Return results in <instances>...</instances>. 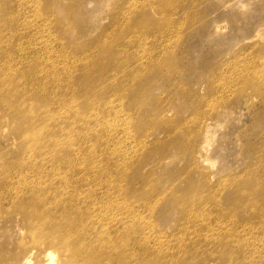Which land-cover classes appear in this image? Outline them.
Listing matches in <instances>:
<instances>
[{"label":"rangeland","instance_id":"rangeland-1","mask_svg":"<svg viewBox=\"0 0 264 264\" xmlns=\"http://www.w3.org/2000/svg\"><path fill=\"white\" fill-rule=\"evenodd\" d=\"M0 4V264H264V0Z\"/></svg>","mask_w":264,"mask_h":264},{"label":"bare ground","instance_id":"bare-ground-1","mask_svg":"<svg viewBox=\"0 0 264 264\" xmlns=\"http://www.w3.org/2000/svg\"><path fill=\"white\" fill-rule=\"evenodd\" d=\"M2 6L3 5L0 4V8H2ZM2 15L7 16V18L5 19V21L3 23L4 28H9L10 27V24L12 23V21H13L14 18H10L9 14H6L3 11H2ZM8 21H11V23L8 22ZM13 62H15V65L18 68V63L15 60ZM142 72L143 71H140L138 73L139 76H141L142 74L145 73V72H143V73ZM138 74H136V75H138ZM133 76H135V75H133ZM68 84H70V79L68 80ZM63 90H64V87H63L62 91ZM95 96H96L95 99L98 102H100L103 99H105L100 94H96ZM13 97L19 102V104H21V105L24 104V102L22 100H20L21 99V93H20L19 90L14 91ZM47 99H48V96L46 94H43L38 99V103L43 104L44 101L47 100ZM144 100H146V99H140L139 102L136 103V107L137 106H141L143 104V101ZM146 109H147V107L145 106V107L141 108L139 110V112H142V111H144ZM145 116H147V115H145ZM65 155H67V154H65ZM64 159H67V158H64ZM67 160L71 163V160H69V159H67ZM72 166H74V163L73 162H72ZM69 174L70 173L67 174V172H66V174H64V175H69ZM64 180H65L66 183H68V184L70 183L68 181V176H65L64 177ZM254 188H255V184L252 182V185L249 187V189H247V190H249V193H245L244 190H246V186H245L244 183H242L241 184V190L238 191L237 192V195L235 196L236 202L238 204H243L246 200L251 201L253 198L259 197L260 194L258 193L257 190H255L254 192H252V190H254ZM60 194L61 195H66L68 197L71 196L70 197L71 198V201L67 203L65 200H62L61 199V200L50 201V203L45 204L44 205V210L45 211H48L47 212V217L49 218V221L44 222V223L49 224L51 226V228H53V229H56V228L59 229L60 228V226H59L60 223L63 222V221H65V223H66L65 224L66 230L67 231H74L78 227V221L75 218V216H73L74 211H73V208L70 207V204L73 203V202H75V201H78L80 199V196L77 195V194H75V193H72L70 191H68V192H62ZM256 204H257V201H256ZM258 208H259V204L255 207V210L257 211ZM47 234H53V232H49ZM221 234H219V235H221ZM222 235H224V236H223L222 239L220 238V242H222V243H220L221 245L222 244L227 245V244H229L231 242H234V241L238 240L237 235L228 234V233H224ZM249 240L252 242V239H250L249 236H248V239H247V242H246L247 244L242 249V252L237 249V250L233 251L231 254H229V255H232V256L226 255V256H228V260L229 259H234V260L241 259L242 257H245V258L252 257L253 254H254V252L251 251V243L249 242ZM89 242L92 243L91 241H89ZM262 242L264 243V239H262ZM262 247L264 248V245H262ZM82 249L83 248L81 247L80 251ZM229 249H231V248H229ZM46 254H47V260H46V263L45 264H55V255H56L55 252L53 250H48V252H46ZM72 257H73V254H70V258L68 259V261L65 264H72L71 263V258ZM234 260H232V261H234ZM254 260L252 259L251 261H254ZM232 261H230V262L233 263ZM75 264H77V262Z\"/></svg>","mask_w":264,"mask_h":264}]
</instances>
